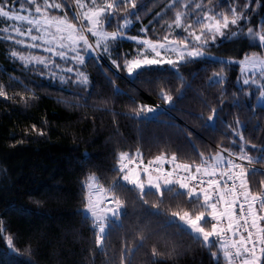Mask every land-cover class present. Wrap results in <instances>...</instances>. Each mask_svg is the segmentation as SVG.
Segmentation results:
<instances>
[{"label":"trees","instance_id":"1","mask_svg":"<svg viewBox=\"0 0 264 264\" xmlns=\"http://www.w3.org/2000/svg\"><path fill=\"white\" fill-rule=\"evenodd\" d=\"M7 2L17 10L32 7L25 0ZM232 2L203 0L218 11ZM171 3L172 0H137L133 11L138 12L139 19L132 17L128 35L140 37V29L146 27L145 38L162 40L171 32L168 24L181 4L168 7ZM244 3L245 0H236L237 11ZM256 3L252 0L248 9L253 27L264 20V0H259V7ZM53 12L63 15L58 10ZM113 21L118 23L119 17ZM111 24L109 31H113ZM4 25L0 19V28ZM12 51L29 50L0 39V84L10 97H0V226L4 230L0 236V264H108L110 258L119 264L122 242L132 241L135 247L133 234L144 225L150 232L166 236L178 249L179 254L161 259L158 264H217L207 248L163 214L191 210L184 198L176 200L167 194L166 202L161 203L155 196L146 197L149 205H161V213L154 214V209L138 200L135 191L128 190L130 185L118 190L126 205L121 215L123 227L117 224L111 230L107 255H102L94 242L91 221L82 211L86 195L83 182L91 173L105 188L118 182L120 174L115 166L119 152L130 156L139 152L145 164L157 156L170 158L173 154L178 163L200 164L199 153L205 158L222 148L238 153L244 144L249 155L257 156L251 145L264 148V105H258L260 89L256 85L252 84L249 91L239 85L241 66L235 61L260 48L243 37L217 39L205 48V58L180 64L178 71L167 65L151 66L143 69L138 78H129L106 56L83 53L88 56L79 68L69 62L71 59L58 57L55 63L73 69L67 74L70 79L48 77L44 67L26 68L11 55ZM134 51L133 44L124 41L114 61L122 64ZM81 71L89 77L86 88L74 82ZM214 73L224 77L223 83H210ZM257 83L264 80L257 78ZM161 91L173 96L171 105L161 98ZM137 105L161 110L154 118L137 117L133 112ZM209 108L217 109L213 125L201 119L210 114ZM235 128L242 132L243 141L234 134ZM40 130L45 134L38 135ZM256 165L262 171L249 178L253 190H259L264 181V162ZM7 236L12 237L19 254L9 250ZM154 244L166 251L158 237H153L135 252L132 264H152L150 250ZM212 251L220 257L219 264H228L216 248Z\"/></svg>","mask_w":264,"mask_h":264},{"label":"snow or ice","instance_id":"2","mask_svg":"<svg viewBox=\"0 0 264 264\" xmlns=\"http://www.w3.org/2000/svg\"><path fill=\"white\" fill-rule=\"evenodd\" d=\"M25 2L34 5V8L20 9L18 12L28 13L20 15L12 12V6H9L7 0H0V19L22 21L27 24L24 30L16 24L0 28V39L11 40L15 44L26 47H38L36 43L26 44L25 40L17 39V37L28 36L32 41H37L43 37L33 35V30L39 32L43 29L46 35H50L52 40L57 41L59 48H69L74 52L75 55L71 58L78 64L84 63L81 50L86 54L99 51L110 55V49L119 40L124 38L139 40V44L146 46V50L150 49L154 55H145L138 49L135 58H124L122 64L112 61L117 69L123 68L130 77L135 75L138 78L143 74V69L151 66L167 64L178 71L180 64H188L203 57L206 46L209 43L214 44L218 38L243 37L247 38L250 45L259 47L260 51L246 53L242 60L235 62L242 66L243 71L259 70L260 76L264 77V20L258 21L255 27L251 25V14L248 9L252 7V0H245L239 11H237L236 0L228 5V11H218L215 7L208 8L203 0L194 4L192 0H186L174 9V17L168 24L169 29H180L183 35L169 39L172 33L167 32L162 40L155 41L126 36L124 30L133 22L129 17L139 19L138 12L129 11V9H137V0H59V2L41 0L40 3H37V0H25ZM208 2L211 3V0ZM175 4L176 0H172L168 7ZM189 4H192L191 8ZM256 7H259V0H257ZM202 8L205 10L196 11ZM52 9L62 12L63 15L51 14ZM181 9H188V11ZM69 11L72 13L71 17L68 15ZM122 12L126 14L121 16ZM117 17H119V22L116 29L107 31L106 26ZM241 21L244 23L241 24ZM50 29L55 31L51 32ZM140 31L146 33L147 28L142 27ZM88 34L95 38L93 42L89 41ZM52 40L46 42L51 43ZM161 49L176 53L177 59L161 58ZM47 50L55 51L53 48ZM11 55L26 63H31L32 60L41 64L45 63L43 58L24 56L17 51H12ZM56 55L62 58L67 57L64 51L56 52ZM67 71L71 72L73 69L69 68ZM223 80V76L214 73L210 78V83L221 84ZM74 82L85 88L90 84L88 75L82 71L77 72ZM242 83L256 85L260 89L261 99H264V83H257V80L252 77L244 78ZM0 97L10 98L2 84H0ZM35 98V96L31 97V99ZM161 98L169 104L173 103V96L165 91H161ZM21 100L25 104L28 103L25 97H21ZM102 103L107 105V101ZM156 111V108L146 105H137L133 109L137 117ZM209 112L207 117L202 116L201 119L214 123L218 118L217 109L209 108ZM235 123L239 125L240 121L237 120ZM32 128L36 131L35 125ZM233 132L241 141L244 140L239 128L233 129ZM37 134L44 135L45 133L40 130ZM251 148L256 150L257 156L249 155L247 146L242 144L238 153H231L227 148H222L209 158L199 153L200 164L178 163L176 155L173 154L170 158L163 155L157 156L142 168L140 167L143 163L142 159L139 163L135 159L141 155L139 152L135 154V157L127 152H119L115 166V170L120 174L118 182L105 188L95 173L89 174L83 182L86 195L82 211L91 221L96 248L106 256L107 241L110 239L111 230L117 224L123 227L121 215L126 212V205L117 193L118 190L130 185L131 188L128 190L135 191L138 200L154 209V214L161 213V205L160 203L149 205L146 197L155 196L160 199L161 203L166 202L167 194H172L176 200L184 198L191 205V210L167 211L163 214L169 217L170 222L181 227L182 231L207 248L210 254L217 259V264H219L220 257L217 256V252L212 251L213 248L227 258L229 264H264V226L260 223L264 221V181L260 182L259 190H253L249 179L250 176L255 177L262 171L251 166L254 162H264V148H257L256 145H251ZM224 153H229L235 158L226 159ZM244 162H247L248 167ZM165 163L172 164V170L163 169L162 165ZM129 164H134L135 167L129 168ZM154 164L156 167H151ZM218 168L226 170L218 173ZM178 170L187 175H179ZM142 173L145 177L143 179L141 178ZM217 176L227 178L223 181V185L220 179L212 178ZM202 177L209 179L205 181ZM94 193L97 197L103 193L104 199H94ZM102 204H110L111 207H101ZM237 207L240 213L239 218L236 216ZM241 220H243L242 224ZM3 233L4 230L0 226V236H3ZM153 237H158V242L165 247L166 251H160L154 244L150 250L152 264H158L161 259L179 254L174 242L159 232H150L149 226L144 225L133 234L136 241L135 247H132V241L122 242L118 257L119 264H132L135 252L143 248L146 242ZM6 243L10 251L19 254L11 236L6 237ZM108 264H115V260L110 258Z\"/></svg>","mask_w":264,"mask_h":264},{"label":"rangeland","instance_id":"3","mask_svg":"<svg viewBox=\"0 0 264 264\" xmlns=\"http://www.w3.org/2000/svg\"><path fill=\"white\" fill-rule=\"evenodd\" d=\"M41 2V0H37V3H40ZM51 2V1H50ZM182 2H186V0H176V3H182ZM197 2H200V0H192V3L194 4V3H197ZM31 6H26L25 8H27V9H32V8H34V5H32V7L30 8ZM192 7V4H189V8H191ZM208 8H211V7H209L208 6ZM11 10H12V12L13 13H18V14H20V15H27L28 13L27 12H23V11H20V12H18V10L17 9H14V8H11ZM188 11V9H183V11ZM205 9H198V10H196L197 12H199V11H204ZM220 10H223V11H228V7H220ZM53 11H55V9H52L51 10V14H55ZM129 11H133V10H129ZM135 12V11H134ZM195 13L193 12V15H194ZM125 15V14H124ZM129 19H132V17H129ZM4 20V19H3ZM132 21H133V19H132ZM4 22H5V25H4V27H8L9 26V24H16V25H20L21 26V28H22V30H24L26 27H27V24H26V22H22V21H6V20H4ZM111 22L112 21H110V23L106 26V30L107 31H109L108 30V28H109V26H110V24H111ZM243 22V21H242ZM85 23H87V21H85ZM117 22L116 21H113L112 22V30L114 31L115 30V28L117 27ZM132 27H133V22L128 26V28L127 29H125L124 31L126 32V36L127 37H133V36H129L128 34V32L132 29ZM50 31L51 32H54L55 30L54 29H50ZM171 32H172V34L174 35V36H180V35H182L183 33H182V31L180 30V29H177V28H172L171 29ZM140 37H138V38H145L144 36H146V34H145V32H140ZM13 35H15V33H13ZM33 35H38V36H42L43 38L42 39H39V40H37V41H32L31 39H30V37H28V36H25V37H17V39H23V40H25L26 41V44H32V43H36L37 45H39L38 47H26V46H24V45H18V44H15L13 41H11V40H7V39H5V40H7V41H10V42H12V43H14L15 44V46H17L18 48H20V49H26V50H29V51H26V52H19V53H21L22 55H24V56H28V57H39V58H43L44 60H45V63H43V64H41V63H37L36 62V60H32V62L31 63H26L25 61H22V60H20V59H18V58H16V59H18V61L23 65V66H25L26 68L27 67H40V68H45L46 70H47V75H48V77H51V78H53V79H57V78H61V79H68L69 78V75H67V74H70L71 72H69V71H67V69L66 68H63L62 66H60L58 63H53V61H55L58 57L60 58V59H62V60H67V59H71L72 61H69V62H71L74 66H76V67H80L82 64H78L75 60H73L71 57H73L74 55H75V53L74 52H72L69 48H59L58 47V43H57V41H55V40H52V37L50 36V35H46L45 33H44V31H43V29H41L39 32H37V31H35V29L33 30ZM89 35V41L90 42H93V40L95 39L94 37H92L91 36V34H88ZM169 39H173V38H169ZM218 39H224V38H218ZM49 40H52V42L51 43H47L46 41H49ZM129 42V43H132L133 44V48L135 49V51H134V53L132 54V55H130V58L129 59H132V58H135L136 56H137V54H138V49L140 50V51H142L145 55H149V56H151V55H154L153 53H151V51H150V49H147L146 50V46H143V45H140L139 44V40H132V39H128V38H124V39H121V40H119L117 43H115L113 46H112V48L110 49V55H107V54H103L102 52H96V53H92V54H94V55H97L98 57H100V58H102L103 56H106V57H108V58H110L112 61L114 60V58L115 57H117L118 55H117V52H116V50L118 49V47L119 46H121V44L123 43V42ZM212 43H209L206 47H209L210 45H211ZM49 48H53V49H55V51H48L47 49H49ZM59 51H64V52H66L67 53V57L66 58H62V57H60V56H58V55H54V54H56V52H59ZM161 51V58H164V59H169V58H171V59H177V55H176V53H172V52H169V51H166V50H164V49H161L160 50ZM34 53H38V55H35ZM84 52H83V50H81V55L83 54ZM89 55V54H88ZM87 55V56H88ZM86 56V57H87ZM85 56H84V60H85V58H86ZM132 57V58H131ZM206 57V54L203 56V57H201V58H199V59H202V58H205ZM221 60V59H220ZM68 61H65V64L67 63ZM164 65H167V64H164ZM162 66V65H161ZM168 67H170L171 69H173L171 66H169V65H167ZM241 66V65H240ZM241 69H240V78H239V85H241V86H246V88H247V90L249 91V89H251V85L252 84H249V85H244L243 83H242V80L244 79V78H246V77H252L253 79H256L257 80V78H261L262 80H264V77H261L260 76V72H259V70H257V71H255V72H250V71H243L242 70V66L240 67ZM173 70H175V69H173ZM127 76L129 77V78H133V77H135V75L134 76H129L128 74H127ZM168 105H171V104H169V103H167ZM258 105H264V99H261V97L259 96V101H258ZM157 109V111L155 112V113H147L146 115H144V116H146L147 118H154V117H156L157 116V114L160 112V108H156ZM211 125H213L214 123H210ZM227 154H229V153H227ZM224 156H225V158L226 159H228V157L226 156V154L224 153ZM135 157V156H134ZM135 159H136V162L137 163H139V161L142 159V156H139V157H135ZM142 161H143V159H142ZM143 164V163H142ZM142 164L140 165V167L142 168L143 166H142ZM146 165V164H145ZM135 167V165L134 164H129V168H134ZM221 170H224V168H218L217 169V172L218 171H221ZM141 178L143 179V178H145L144 177V175H143V173L141 174ZM93 198L94 199H104V194L103 193H101L100 195H99V197H97L96 195H95V193L93 194ZM105 206H108V207H111V205L109 204V205H105V204H102L101 205V207H105ZM85 215L87 216V214L85 213ZM261 223V222H260ZM261 225H262V223H261ZM263 226V225H262Z\"/></svg>","mask_w":264,"mask_h":264},{"label":"built area","instance_id":"4","mask_svg":"<svg viewBox=\"0 0 264 264\" xmlns=\"http://www.w3.org/2000/svg\"><path fill=\"white\" fill-rule=\"evenodd\" d=\"M226 156L228 157V159H234L235 157H232V156H230L229 154H226ZM239 162V161H238ZM245 163V166L246 167H248V165H247V162H244ZM251 167H254V168H257V165H256V163L254 162L253 163V165L251 166ZM226 170V169H225ZM219 173V172H218ZM203 179H205V181H207V179H209L208 177H202ZM213 179H220L221 180V184L223 185V181L224 180H226L227 178L226 177H219V176H217V177H212ZM231 182L229 181V184H230ZM206 186V185H205ZM236 216H237V218H239V216H240V213H239V208L237 207L236 208ZM243 223V220H241V224ZM246 235V234H245Z\"/></svg>","mask_w":264,"mask_h":264},{"label":"crops","instance_id":"5","mask_svg":"<svg viewBox=\"0 0 264 264\" xmlns=\"http://www.w3.org/2000/svg\"><path fill=\"white\" fill-rule=\"evenodd\" d=\"M147 165V164H146ZM142 166L144 167L145 166V163L143 162V164H142ZM151 167H156V165L154 164V165H152ZM162 167H163V169H165V170H172V164H170V163H165V164H163L162 165ZM178 174L179 175H187L186 173H184V172H182V171H179L178 170ZM223 226V225H222ZM225 238H227V237H225ZM227 261H228V264H229V260L227 259V258H225Z\"/></svg>","mask_w":264,"mask_h":264},{"label":"water","instance_id":"6","mask_svg":"<svg viewBox=\"0 0 264 264\" xmlns=\"http://www.w3.org/2000/svg\"><path fill=\"white\" fill-rule=\"evenodd\" d=\"M262 222H264V221H262Z\"/></svg>","mask_w":264,"mask_h":264}]
</instances>
